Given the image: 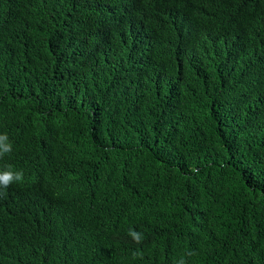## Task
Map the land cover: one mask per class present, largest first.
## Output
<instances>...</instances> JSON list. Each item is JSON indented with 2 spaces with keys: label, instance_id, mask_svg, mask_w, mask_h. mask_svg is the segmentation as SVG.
<instances>
[{
  "label": "trees",
  "instance_id": "trees-1",
  "mask_svg": "<svg viewBox=\"0 0 264 264\" xmlns=\"http://www.w3.org/2000/svg\"><path fill=\"white\" fill-rule=\"evenodd\" d=\"M2 134L0 264H264V0H0Z\"/></svg>",
  "mask_w": 264,
  "mask_h": 264
},
{
  "label": "clouds",
  "instance_id": "clouds-1",
  "mask_svg": "<svg viewBox=\"0 0 264 264\" xmlns=\"http://www.w3.org/2000/svg\"><path fill=\"white\" fill-rule=\"evenodd\" d=\"M12 152V144L9 142L7 134L0 135V157H3L5 154ZM24 180L23 170H14L13 166L8 165L3 170H0V189H7L14 183H21ZM128 235L132 240L141 244L143 242V233L137 232L134 228L129 229ZM196 253L189 251L187 256H193ZM134 258H143L140 253H133ZM176 264H187V260L184 257H181Z\"/></svg>",
  "mask_w": 264,
  "mask_h": 264
}]
</instances>
